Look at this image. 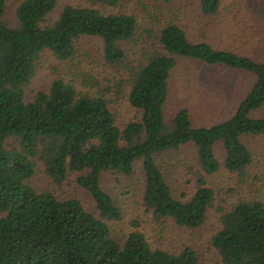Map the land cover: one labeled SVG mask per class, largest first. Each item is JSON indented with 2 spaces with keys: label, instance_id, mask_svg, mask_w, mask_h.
I'll use <instances>...</instances> for the list:
<instances>
[{
  "label": "trees",
  "instance_id": "obj_1",
  "mask_svg": "<svg viewBox=\"0 0 264 264\" xmlns=\"http://www.w3.org/2000/svg\"><path fill=\"white\" fill-rule=\"evenodd\" d=\"M86 1L91 7L66 6L45 25L57 0H23L13 21L7 19V0H0V264H201L190 247L170 253L152 248L138 231L124 240L114 236L109 223L120 222L123 214L102 188V176H130L141 162L143 205L154 220L200 228L216 200L206 180L221 169L216 145L225 150L226 170L247 182L253 154L243 138L264 135V117L255 116L264 108V58L191 42L169 8L174 0H161L157 29H143L134 15L109 11L129 0ZM222 3L199 0L201 13L218 15ZM85 38L102 40L101 61L121 74L119 89H130L129 103L142 112L140 121L120 128L105 98L79 94L60 77L49 91L27 99L42 55L74 61ZM180 59L247 73L255 82L221 123L196 126L188 109L167 120ZM189 145L196 149L197 186L180 200L158 158ZM39 163L58 186L69 173L78 174L77 183L91 195L99 217L77 199L37 193L28 180ZM219 210L221 230L211 243L222 264H264V203L240 201Z\"/></svg>",
  "mask_w": 264,
  "mask_h": 264
},
{
  "label": "rangeland",
  "instance_id": "obj_2",
  "mask_svg": "<svg viewBox=\"0 0 264 264\" xmlns=\"http://www.w3.org/2000/svg\"><path fill=\"white\" fill-rule=\"evenodd\" d=\"M22 1L7 0L9 21L15 19L16 9ZM66 6L91 7V4L86 0H57V7L45 25L53 24ZM162 7L161 0H129L122 7L109 11L134 15L143 29H157L163 19L159 17L163 16V13L159 15ZM169 8L176 12L177 23L191 42H205L217 50L231 51L255 60L264 58V0H223L219 14L213 17L201 13L199 0H174ZM78 48V57L66 63H61L50 52L44 53L28 88L27 99L32 100L37 93L49 91L53 81L60 77L72 84L79 94L105 98L120 128L140 121L142 112L129 103L130 89H119L121 74L117 68L101 61L102 40L85 38ZM254 82V77L247 73L180 59L172 75L167 120L177 111L188 109L196 126L210 127L221 123L234 114ZM255 116L264 117V108ZM243 142L253 154V163L244 183L236 174L226 170L225 150L222 144L216 145L215 154L221 169L206 178L208 186L215 192L216 200L205 223L196 230L179 227L171 219L161 222L154 220L152 212L143 205L145 178L141 162L136 163L130 176L104 174L102 188L117 202L123 214L120 222L109 223L114 236L124 240L130 233L138 231L152 248L180 253L185 247H190L201 264H222L211 243L221 230L219 209H227L240 201L264 203V135L247 136ZM195 156V147L189 145L158 158L174 195L180 200L191 197L196 190ZM77 178L78 174L69 173L62 185L58 186L39 163L28 184L37 193L50 192L61 201L77 199L87 212L99 217L91 195L78 185Z\"/></svg>",
  "mask_w": 264,
  "mask_h": 264
}]
</instances>
